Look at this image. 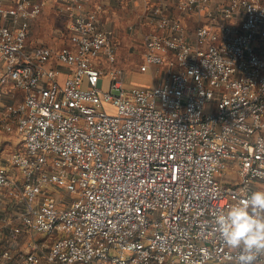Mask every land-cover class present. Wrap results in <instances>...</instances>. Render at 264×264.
Segmentation results:
<instances>
[{"label": "built area", "instance_id": "obj_1", "mask_svg": "<svg viewBox=\"0 0 264 264\" xmlns=\"http://www.w3.org/2000/svg\"><path fill=\"white\" fill-rule=\"evenodd\" d=\"M58 1L54 48L27 42L43 0H0V128L22 144L20 185L0 164L20 203L0 264H239L215 217L264 187V0H172L207 19L191 31L153 6L143 58L162 77L130 87L98 13Z\"/></svg>", "mask_w": 264, "mask_h": 264}, {"label": "crops", "instance_id": "obj_2", "mask_svg": "<svg viewBox=\"0 0 264 264\" xmlns=\"http://www.w3.org/2000/svg\"><path fill=\"white\" fill-rule=\"evenodd\" d=\"M38 1V0H33ZM44 7H42L39 13L38 20L41 23L48 21H55L56 27H47L46 33L50 34L48 37H37L34 30L32 29V24L30 25L29 34L27 37V42H45L46 44H56L57 39L61 37L59 31L61 30L60 21L65 24L68 23L69 19L66 14L58 10L60 2L58 0H43ZM229 0H210V7L213 8L215 5L227 2ZM5 5H11L12 0H5ZM156 5L163 7L164 12L173 17L177 18L186 30H193L198 24H203L207 22L205 17H197L196 15H185L179 13L172 0H86V7L89 10H95L98 13V26L108 31L112 34L120 43V55H117L116 62H126L128 64H134L140 70L136 74H131L130 81L133 85H138L140 80H153L156 81L160 78L162 72L157 71L155 67H161L157 65L145 66L144 70H141V66L144 62L143 53L144 46L142 42V36L149 31L156 30L157 27L154 23L148 20L149 10ZM36 17V18H37ZM60 19V20H59ZM59 20V21H58ZM1 21V20H0ZM33 22V21H32ZM45 27V26H43ZM68 34V32H67ZM69 44V39L65 43ZM63 44V45H65ZM52 46L54 48L61 47ZM50 46V45H49ZM162 68V67H161ZM148 72L147 74H140ZM155 83V82H154ZM152 83V85L154 84ZM9 88V87H8ZM16 91H10L4 96L3 102L16 101L19 98L14 97ZM21 94V92L19 91ZM21 138L16 133L6 132L0 128V164L5 165L9 169V176L13 178L18 184L21 183L20 174L17 170H14L7 163L8 155L21 148ZM20 188V187H18ZM19 195L17 190L11 191L7 188L0 187V243L5 244L8 235V230L16 224L17 214L20 208V203L18 201ZM18 248L27 250L24 244L23 237L19 239L17 245L13 246L14 251Z\"/></svg>", "mask_w": 264, "mask_h": 264}, {"label": "clouds", "instance_id": "obj_3", "mask_svg": "<svg viewBox=\"0 0 264 264\" xmlns=\"http://www.w3.org/2000/svg\"><path fill=\"white\" fill-rule=\"evenodd\" d=\"M226 245L238 252L239 264H255L264 254V190L251 192L215 217Z\"/></svg>", "mask_w": 264, "mask_h": 264}, {"label": "rangeland", "instance_id": "obj_4", "mask_svg": "<svg viewBox=\"0 0 264 264\" xmlns=\"http://www.w3.org/2000/svg\"><path fill=\"white\" fill-rule=\"evenodd\" d=\"M44 7V6H43ZM176 9V8H175ZM178 11V10H177ZM39 17V16H38ZM38 17L37 18H35L34 20H33V22H31V23H33L32 24V29L34 30V32H35V35L37 36V37H40V38H43V37H48L50 34H48V33H46V29H47V27H50V26H55L56 25V22L55 21H53V22H51V21H46V22H43V23H41L40 22V20H38ZM60 20V19H59ZM58 20V21H59ZM61 23L60 24H58V26H61V30L59 31V35H61V37L59 38V39H57V45L56 44H46L45 42H42V41H39V42H35V41H31V43L30 42H28V44L29 45H33V44H46V45H54V46H59V45H63V44H65L66 43V41H67V38H68V34H67V32H68V28H67V23L65 24L63 21H60ZM69 24V23H68ZM31 25V24H30ZM43 26H45V27H43ZM56 27V26H55ZM51 28V27H50ZM142 39H143V36L141 37ZM112 41L114 42V44L116 45V56L117 55H120V43L115 39V38H113L112 37ZM66 45V44H65ZM116 60H117V58H116ZM116 65L118 66V67H120L121 68V70H122V79H123V84L126 86V87H130V86H132L133 84H132V81H130V78H132L130 75L131 74H136V72H140V70H139V68L137 67V66H135L134 64H128V63H126V62H116ZM145 66H152V65H149V64H146L145 62H143V64H142V66H141V70H144L145 69ZM153 67H155L156 68V70L157 71H160V72H162V68L161 67H156V66H153ZM108 70V69H107ZM148 72H144V73H140V74H147ZM161 77H162V75H161ZM161 77L160 78H157V80L156 81H153V80H140V81H138V85H136V86H151L152 85V83H154V84H157L159 81H160V79H161ZM14 97L15 98H21V94L19 93V91H16L15 93H14ZM261 189H263L264 190V187H261Z\"/></svg>", "mask_w": 264, "mask_h": 264}]
</instances>
